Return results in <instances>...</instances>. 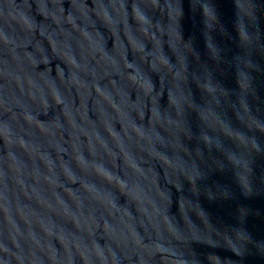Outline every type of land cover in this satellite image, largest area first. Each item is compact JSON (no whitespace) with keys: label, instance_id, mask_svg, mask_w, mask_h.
<instances>
[{"label":"water","instance_id":"water-1","mask_svg":"<svg viewBox=\"0 0 264 264\" xmlns=\"http://www.w3.org/2000/svg\"><path fill=\"white\" fill-rule=\"evenodd\" d=\"M0 264H264V0H0Z\"/></svg>","mask_w":264,"mask_h":264}]
</instances>
